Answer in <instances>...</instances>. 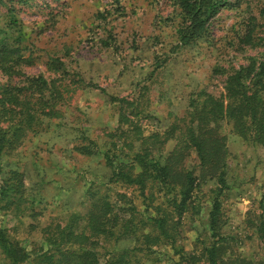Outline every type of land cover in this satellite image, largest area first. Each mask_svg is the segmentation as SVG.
Returning <instances> with one entry per match:
<instances>
[{
	"label": "rangeland",
	"instance_id": "obj_1",
	"mask_svg": "<svg viewBox=\"0 0 264 264\" xmlns=\"http://www.w3.org/2000/svg\"><path fill=\"white\" fill-rule=\"evenodd\" d=\"M222 2L204 35L181 45L176 33L181 11L175 0H0V39L29 61L22 66L25 74L47 77L45 61L49 55H58L72 61L84 83L103 89L81 86L62 104L60 118L41 119L17 148L0 153V177L16 170L23 182L18 199H0V227L32 256L43 245L40 223L58 216L68 222L82 217L99 196L117 202L125 194V200L133 201L144 217L157 209H170L167 198L173 192L150 185L143 202L135 188L110 180L111 172L100 153L85 154L83 146L87 137L100 151L111 148L113 155L130 162L131 149L137 150L139 141L132 132L120 138L122 130L130 131L132 123H137L148 135L173 123L181 126L188 119L190 99L200 105L207 94L223 98L224 80L231 71L251 57L264 60V0ZM157 61H163L162 66L152 72ZM0 82L15 80L0 70ZM110 97L130 101L123 104L125 112H131L129 122L119 124L118 102ZM10 124L0 117L1 127ZM219 125L228 153L225 179L229 188L220 197L227 255L264 260V236L259 239L257 232V224L264 222V146L238 137L226 119ZM174 146L175 140H169L164 152ZM184 164L199 174L193 152ZM216 185L215 180L199 183L174 245L161 243L151 251L135 252L132 261L187 264L181 255H198L211 242L207 224L214 196L211 190ZM123 199L121 205L126 206ZM145 225L141 227L147 231ZM133 246L132 239L117 243L118 248ZM32 258L23 264H37ZM0 264H9L1 251Z\"/></svg>",
	"mask_w": 264,
	"mask_h": 264
},
{
	"label": "trees",
	"instance_id": "obj_2",
	"mask_svg": "<svg viewBox=\"0 0 264 264\" xmlns=\"http://www.w3.org/2000/svg\"><path fill=\"white\" fill-rule=\"evenodd\" d=\"M222 3V0H175L181 11V22L176 30L179 43L188 45L201 38ZM246 35L249 42L251 32ZM105 46L110 45L105 43ZM162 62H155L152 72L161 67ZM23 63L29 64V61L22 58L19 50L12 49L6 39H0V70L8 77L13 75L15 80L13 83L0 82V117L11 123L5 128L0 126V153L17 148L28 131L36 130L33 126L41 119L60 118L62 104L81 86L103 91L95 83H84L72 61H66L62 56L47 57V77L25 74ZM223 88V98L207 94L200 105L190 99L186 112L188 119L181 126L173 123L165 130L148 135L137 123H132L130 131L122 130L120 138L126 137L125 132H132L139 141L137 150L135 147L131 149L130 162L123 161L120 155H113L111 148L100 151L98 144L86 137L83 152L102 155L105 167L111 172V181L135 188L141 197L145 196L150 185L158 184L173 192L167 198L171 211L157 209L154 215L144 217L137 212L133 201H126L125 194H120L121 200L117 202H112L109 196H99L82 217L68 222L58 216L40 223L38 234L43 245L38 252H32L35 253L33 256L25 245L0 227V251L9 264L26 263L30 256L38 260L37 264H135L131 254L151 251L153 246L161 243L175 244L177 228L193 192L200 182L206 180H215L217 184L211 190L214 196L208 213L207 229L211 242L198 255H181V258L187 264L196 261L205 264H264V260L227 255L229 244L222 232L225 221L220 197L229 188L225 179L228 153L226 137L219 131V122L226 119L238 137L264 146V60L249 58L245 65L226 76ZM110 98L118 102L119 124L129 122L131 112H125L123 104L129 105L130 101ZM173 139L175 146L165 153V144ZM111 144L118 148L116 142ZM191 152L198 161V175L184 164ZM22 186L21 173L10 170L8 175L0 177V199L8 201L10 196L18 199ZM122 199L126 206L121 205ZM258 218L262 219V214ZM143 224L149 227L147 231L141 227ZM257 232L262 239L263 221L257 224ZM120 239H132L134 246L118 248Z\"/></svg>",
	"mask_w": 264,
	"mask_h": 264
}]
</instances>
